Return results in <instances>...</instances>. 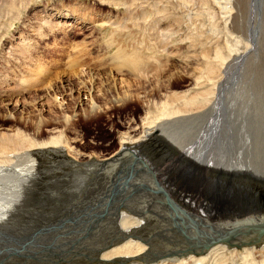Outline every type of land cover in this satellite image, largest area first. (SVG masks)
I'll list each match as a JSON object with an SVG mask.
<instances>
[{"label":"bare ground","instance_id":"1","mask_svg":"<svg viewBox=\"0 0 264 264\" xmlns=\"http://www.w3.org/2000/svg\"><path fill=\"white\" fill-rule=\"evenodd\" d=\"M215 1L223 14L225 43L217 41L215 45H206L207 42L203 44L213 52H206L199 58L203 60V70L200 73L193 71L196 74L189 76L194 81L193 87L182 93L165 95L156 108H148V114H151L145 118L148 131L136 138L123 137L126 140L122 141L120 149L113 156L97 160L92 155L88 156L90 162L79 163L76 161L77 157L72 159L67 156L66 150L60 149L63 144L70 146L67 140H63L62 132L39 142L38 139L43 134L42 123L36 127L29 123L22 124L28 129L34 128L35 138L19 130L14 132L7 129L4 133L0 132V264H21L19 261L25 258L24 255L29 252L40 253L43 249L41 264H264V240L258 245L238 247V244L250 239L238 237L230 240V243L214 245L205 253L199 247H195L194 252H188L190 245L197 243L199 235L189 230L183 219L160 205L163 196L158 192L154 195L153 188L149 185L150 189L147 188L145 183L146 180L148 184H152L149 178L151 176L154 181L157 179L169 184L174 189L176 201L186 211L197 215L200 212L207 214V217H197L196 222L200 223V228L207 226V223L216 226L214 228L209 225V230H206L210 237L225 235L226 232L219 230L220 227L217 226H220V221H227L231 211L264 209V170L259 168L264 167V153L261 150L264 145L261 141L264 139V110L261 104L264 94L261 93L264 90H260L254 77L253 81L250 77L256 71L255 66L260 58H257L255 51L259 44L256 38H260L261 28L264 29V0ZM9 11L14 12L11 9ZM53 12L56 15H49L42 27L49 28L52 33L65 30L64 24L59 20L61 17L65 18L66 11L55 9ZM105 20L103 26L112 27L119 32L124 27L122 18L106 16ZM217 25L219 24L216 23L215 28ZM42 27L38 30L35 28L39 38L46 36ZM158 27L156 25L155 29L160 33L161 28ZM23 35L20 36L21 43L12 47L18 49L22 59L27 60L24 61L27 62L25 65L34 66L35 69H28V73L14 72L13 77L11 73L10 78L7 73L5 79L2 76L1 83H6L7 87L15 83V87H8L7 93H3L9 100L13 96L20 97V93L27 88H36L44 78L45 65L32 61L34 48ZM169 47H164L159 53L169 57L172 55ZM117 57L118 63L128 67L138 80L147 81L152 77L157 79L166 72L164 68L148 62V59L158 62L154 57L124 56L119 51ZM259 70L260 74V67ZM180 75L181 73L171 74L169 82L182 79ZM121 83L127 81L122 80ZM47 88L54 90L51 84ZM0 92H3L1 88ZM58 94L59 92L55 93L56 100ZM128 96L131 95L126 97ZM95 99L97 98L92 100ZM108 104L107 108L111 109L112 104ZM63 105L57 104L59 108H63ZM65 109L69 110V107ZM153 109L155 112L152 114ZM88 113V117H93V111ZM5 118L0 116L1 124L12 123ZM43 125L46 126L47 123L44 122ZM53 128L50 132L57 129ZM2 130L4 129L0 131ZM55 152L74 169L81 166H102L115 171L114 176L127 185L130 184L127 187L129 190L137 187L135 193L140 194V199L135 200L132 205L126 199L119 211L112 209L117 214L105 221L106 224L100 222V219L94 220L89 226L95 227H87L84 231L73 232V229H69L72 223L65 222L67 217L64 219L65 215L62 213L56 219L51 216L50 219L56 220L52 226L57 222L60 225L64 222L63 233L59 243L46 247L50 240L59 236L57 231L51 230L52 226L33 234L28 230V235L27 229H24L33 216L31 210L35 204L34 197L42 195L37 181L45 175L48 168L43 156L48 157V154ZM148 167L150 172L147 171ZM78 201H69V206L75 207ZM101 224L106 227L96 228ZM19 227L22 229L18 230ZM12 235L14 237L10 239ZM20 243L23 247L18 248ZM15 244L18 248L16 251ZM14 252L22 257H14L15 261L8 262V255Z\"/></svg>","mask_w":264,"mask_h":264},{"label":"rangeland","instance_id":"2","mask_svg":"<svg viewBox=\"0 0 264 264\" xmlns=\"http://www.w3.org/2000/svg\"><path fill=\"white\" fill-rule=\"evenodd\" d=\"M55 9L66 11L65 18L61 17L59 20L64 24L65 30L52 33L49 28L42 27V23L49 15L52 17L56 15L53 12ZM195 13L196 15L199 13L198 17ZM106 16L123 19L124 27L122 26L120 32L112 27L103 26ZM216 23L219 24L217 28H215ZM156 25L161 28L160 33L155 29ZM40 26L46 33L44 38L40 37L41 39L37 34ZM261 31L260 38H256L259 44L255 55L257 58L260 56L255 66L257 73L252 72L250 77L252 81L254 77L260 90H264V41L262 40L264 29L261 28ZM224 33L222 10L215 0H0V88L3 90L0 92V116L12 122L0 123V130L4 129L0 132L4 133L7 129H12L14 132L19 130L35 138L37 136L34 135V128L28 129L22 124L29 123L36 127L42 123L43 134L38 139L39 142L62 132L63 140H67L70 146L63 144L60 149L66 150L67 156L72 159L77 157V162L83 164L90 162L88 156L92 155L97 160L109 158L118 152L122 141L142 136L148 131V126L145 124V118L151 115L148 114V108H156L165 95L182 93L193 87L194 81L189 79V76L194 73L193 71L200 73L203 70V60L199 58L206 52H213L203 44L207 42L206 45H215L217 41L225 43ZM21 34L28 38L34 48L32 61L45 65V73H43L44 78L42 77L43 82L39 86L27 88L25 92L20 93V97L13 96L9 100L8 97L3 96V93H7L8 87H15V83L7 87L6 83H1L3 77L5 79V75L8 74L7 77L10 78L14 76V72L25 73L28 69H35L34 66L25 65L27 62L24 61L27 60L22 59L18 49L12 47L21 43ZM163 46H170L169 51L172 55L169 57L163 55V57L159 53ZM118 51L124 56L154 57L158 60L155 61L156 64L149 59L148 62L164 68L166 72L160 74L157 79L152 77L147 81L138 80L130 73L128 67L118 63ZM259 67L260 74L263 73L261 76L258 73ZM174 73H181L182 79H175L170 83L169 76ZM122 80H126L131 86L121 83ZM50 84L54 90H47ZM55 91L59 92L57 100ZM261 94L263 95L264 92ZM127 95L131 96L126 97ZM94 97L97 99L92 100ZM261 101L264 110V95ZM59 103L64 104V107L59 108ZM108 103L112 104L111 109L107 108ZM67 106L69 110L65 109ZM90 111H93V117L91 115L88 117ZM154 112L155 109L151 111L152 114ZM44 122L47 123L46 126L43 125ZM53 127L57 129L55 132H50ZM262 137L264 138V133ZM261 141L264 144V139ZM261 150L264 153V145ZM61 157L56 152L48 154V157L43 156L48 168L45 175L37 181L42 195L38 194L34 197L35 204L31 210L33 216L25 226L26 234L28 230L33 234L42 228L51 227L56 220L50 217L55 218L62 214L65 215L64 219L67 217L65 222L72 223L69 229H73V232L84 231L87 227L93 229L95 225L89 226L91 222L98 219L103 223L109 221L117 214L112 209H117L115 207L125 199H129L131 202L128 203L129 205L140 199L138 198L140 194L135 193L137 187L132 188L133 192H131L132 189L127 188L130 184L126 185V182L114 176L115 171L102 166L93 168L81 166L84 169L81 167L74 169ZM50 167H52L51 171ZM259 168L264 170V167ZM149 178L154 186L145 180L147 188H153L156 195L158 191L154 189L155 181L151 176ZM106 192L124 195L119 197L120 200L100 203L101 197ZM69 201H78V205L70 207ZM81 205L87 206L85 213L91 215L81 216L78 212ZM92 205L94 206L89 209ZM63 223L53 224L51 230L57 231L59 236L57 235L58 238L55 240H50L46 247L55 246L60 242ZM101 226L106 227L101 224L96 228ZM13 237L14 235L10 239ZM20 246L23 247L21 243L18 248H21ZM14 248L15 251L18 249L16 244ZM43 250L41 254L29 252L19 262L41 264ZM258 256L261 257L260 254ZM14 257L20 258L22 255H15L14 252L8 262L15 261Z\"/></svg>","mask_w":264,"mask_h":264},{"label":"water","instance_id":"3","mask_svg":"<svg viewBox=\"0 0 264 264\" xmlns=\"http://www.w3.org/2000/svg\"><path fill=\"white\" fill-rule=\"evenodd\" d=\"M135 153L134 151H132ZM147 171H151L148 167ZM153 174V173H152ZM154 176V175H153ZM155 186L157 188V191L160 195L163 196V200H160V205L166 207L171 214H173L176 217H179L185 221L187 224L189 230H192L194 233L198 234L197 243L191 244L189 251H193L195 247H199L202 249V252L205 253L208 250H210L214 245L217 244H226L230 243V240H236L238 237H244V238H250L248 242L238 244V247H241L242 245H258L261 244L264 240V209H254L250 211H238L235 209L234 211H231L229 215L226 218L225 221H220V227L219 230L226 232L224 236H217V237H210L208 233H206V230H209V225L207 223V226H203L202 228L199 227L200 223L197 224L196 220L200 219L201 217H207V214H202L200 212V215L194 214L192 212L186 211L178 202L176 201L177 198L174 197V189L170 188L169 184H165L164 182H160L159 180H155ZM127 185V183H126ZM121 195H114L106 192L104 196L101 197L100 203H104L106 201H117L120 200L119 197H123ZM126 199L122 202L121 205L117 207V210L122 207V205L125 203ZM108 205V203H107ZM94 205L90 206L89 209H91ZM116 208V207H115ZM87 206L84 207V205H81L78 212L81 216H89L91 214L85 213L87 210ZM93 211H91L92 213ZM94 213V212H93ZM96 216V215H95ZM216 216V215H214ZM211 216V217H214ZM183 217H186L187 219H184ZM197 217H199L197 219ZM225 220V219H224ZM214 228L216 226L210 225ZM252 237H251V236ZM232 242V241H231ZM12 250V249H11ZM14 253H11L9 256L10 259H12L11 255Z\"/></svg>","mask_w":264,"mask_h":264}]
</instances>
